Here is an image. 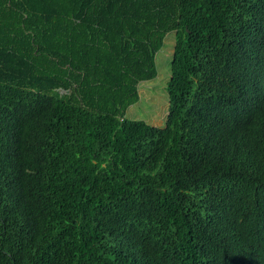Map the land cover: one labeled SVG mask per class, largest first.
<instances>
[{
  "label": "trees",
  "instance_id": "obj_1",
  "mask_svg": "<svg viewBox=\"0 0 264 264\" xmlns=\"http://www.w3.org/2000/svg\"><path fill=\"white\" fill-rule=\"evenodd\" d=\"M0 264H264V0H0Z\"/></svg>",
  "mask_w": 264,
  "mask_h": 264
},
{
  "label": "rangeland",
  "instance_id": "obj_2",
  "mask_svg": "<svg viewBox=\"0 0 264 264\" xmlns=\"http://www.w3.org/2000/svg\"><path fill=\"white\" fill-rule=\"evenodd\" d=\"M173 47L174 33L169 32L164 38L162 48L155 55L157 75L152 80L139 83V101L127 108V119L142 120L155 127L164 126L168 110L166 85L170 78Z\"/></svg>",
  "mask_w": 264,
  "mask_h": 264
}]
</instances>
